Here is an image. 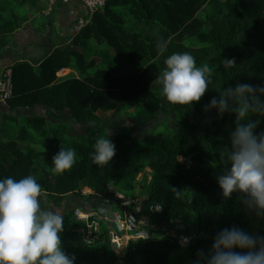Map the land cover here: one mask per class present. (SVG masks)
<instances>
[{"label":"trees","instance_id":"16d2710c","mask_svg":"<svg viewBox=\"0 0 264 264\" xmlns=\"http://www.w3.org/2000/svg\"><path fill=\"white\" fill-rule=\"evenodd\" d=\"M207 1H109L106 8L95 13L91 22L74 39L73 43L83 46L87 50L86 54H80L69 46L62 47L38 69L28 63L12 67L14 91L9 102L10 108L35 111L42 107L66 112L74 125H85L91 115L100 109L114 111L122 104L142 106L149 115L155 116L160 112L161 105L159 95L152 86L162 73L164 59L168 55L176 50L180 51L181 44L194 37L203 44L224 49H229L231 41L235 39L234 36L226 35L227 26L207 30L205 23L197 17ZM21 3L27 4V0H22ZM211 3L220 4L223 10L251 29L264 25V0H228L222 3L211 0ZM124 8L130 9V15L164 28L172 35V41L167 43L166 39L160 38L148 41L132 34L125 26V14L115 12V9ZM217 18L218 16L211 17L213 25H216ZM7 25V32L17 28ZM104 47L115 52V55L109 50L103 53L108 59V65L114 70L107 68L89 74L85 69V59L95 52H103ZM234 47L236 52L227 59H234L235 67L225 69L222 65L218 70L210 68L213 84L223 88L235 87L237 83L264 86V49L256 51L248 42L236 43ZM65 68L78 70L82 77L58 82L57 74ZM214 85L209 87L199 102L191 105L173 104L176 110L183 108L186 111L183 117L188 122L181 124V131L186 132L190 127L196 128L203 124L207 137L204 142L187 132L185 135L175 134L173 138L155 146L141 148L132 131L119 132L118 140L114 141L116 155L103 168L92 163L90 153L95 142L89 136L86 139L64 137L70 124L46 129L44 119H39L35 114L26 117L25 123L20 125L2 122L0 178L12 176L20 179L33 175L44 190V199L60 204L70 195H77L85 180L97 179L118 171H128L130 174L136 161L145 160L156 170L146 204H169L163 213L164 219L174 221L176 226L194 221V225L203 232V236L193 246L197 259L201 250L205 254L209 252L216 234L226 227L236 226L251 235L264 236V216L248 209L240 192H234L225 198L217 182V177L225 172L218 151L230 147V135L236 127V116L230 112L220 116L216 109L205 110L213 97L219 98ZM7 118L15 120L11 116ZM252 119L259 121L255 133H264V116H254ZM29 127L31 131H39V136L45 141L46 137L50 139L45 145V152L26 151L19 147L20 142H38V137ZM63 146L85 149L84 159L77 161L63 175L40 166L45 155H48V161L52 163L53 156ZM179 158L184 160L182 164ZM172 189L180 191L181 196L176 198ZM77 205L80 206L79 210L88 213L83 203ZM64 221L61 240H76L82 244L78 253L72 254L76 257L75 264H116L113 252L103 247L91 250L82 243L77 233L80 224H69L66 219ZM172 248L174 246H169L167 242L158 244L151 241L138 248L131 257L137 260V264H170Z\"/></svg>","mask_w":264,"mask_h":264},{"label":"rangeland","instance_id":"374dc122","mask_svg":"<svg viewBox=\"0 0 264 264\" xmlns=\"http://www.w3.org/2000/svg\"><path fill=\"white\" fill-rule=\"evenodd\" d=\"M21 1L22 0H0V6L2 7H0V35L7 32L5 30L6 24H8L7 27H22L23 24L29 20L30 15L41 8L44 0H27V4H22ZM219 1L222 3L228 0ZM46 5L49 6L46 16L50 18L54 14L58 4L51 6L50 2L46 0ZM129 11V8L115 9L116 13L120 15L125 14V26L132 34L148 41L154 38L166 39L167 43L172 41V35L164 28L138 19L130 15L128 13ZM214 16H218L216 25L211 23V17ZM197 17L205 23L207 30H218V28L220 29L227 26L226 35H231L235 38L234 41H231L232 44L229 49L203 44L195 37L184 41L181 44L182 48H180V51L176 50V52H190L195 57L198 66H208L214 70L220 69L223 65V60L236 52L234 47L236 43L248 42L256 51L264 49V25L258 29H251L246 24H241L237 21L235 16L223 10L220 4L211 3V0L206 2ZM69 47L80 54L87 53V50L83 46L72 43ZM106 50L109 49L105 48L103 52H95L85 59V69L89 74H94L101 69H111L108 65V59L103 55ZM109 51L112 55H115L113 50ZM111 70H114V68ZM68 76L69 78L82 77L79 71L74 68H71ZM152 89L159 95L161 105L160 112L155 116L149 115L142 106L132 107L122 104L114 111L100 109L98 112L91 115L85 125H74L71 121V117L66 112H60L54 109L47 110L46 108L39 107L34 112L27 111L10 114L9 116L15 120L0 116V128L1 121L4 119L10 123L20 125L25 123L26 117L35 114L39 119H44L46 129L61 124H70L71 127L64 133L65 138L78 137L86 139L89 136L91 140L95 142L96 138L99 136H109L114 142L118 140L119 132L129 133V131H132L137 145L141 148L155 146L165 140L173 138L175 134L182 133L185 135L187 132L191 135H196L199 140L203 142L206 140L207 137L203 124L198 125L196 128L190 127L191 129L182 132L181 124L188 122L187 118L183 117L186 111L183 108H181V110H176L173 104L167 102L161 93L160 86L154 83ZM31 132L38 137V142H20L19 147L26 151L45 152V145L50 139L46 137L47 141H45V139L39 136V131ZM75 150L77 152V161H82L84 159L85 149ZM48 158V155H45L39 164L42 167L52 170L53 165L48 161ZM183 161V159L179 158L181 164ZM155 174V168L151 167L148 162L145 160L141 162L136 161L130 174L128 171H118L97 179L85 180L82 183L79 193L77 195H70L65 202L53 204L47 198L45 199V203L49 205L52 210L61 212L64 216V220L66 219L69 224L74 222L80 224L77 233L82 243L90 247L91 250L103 247L115 254L116 264H137V260L131 256L138 248H142L148 242L143 243L136 240L129 241L126 245L124 244L123 249L119 251L115 249L116 247L114 248L112 246L110 237L108 236L110 230L109 224H111L112 221L110 215L116 213L118 210L109 206H104L102 199L109 195L110 188H112L114 192L120 195L138 200L143 210L139 214V217L144 222V227L147 228V230H150L152 233L156 234V236H169L167 240L155 242L158 244L167 242L169 246H174L169 255L170 264H195L197 258L194 256L193 246L203 236V232L198 226L194 225V221L182 226H176L174 221H166L163 213L169 204L161 206V213H152L148 211L146 202L150 195V189ZM73 197H78L85 205L84 207L88 210L89 217H86L84 220L78 217L76 212L80 206L73 203ZM90 198H92L91 201L89 200ZM88 226H93L94 228L96 236V241L94 242L88 241ZM183 240L185 243H187L186 240H190L186 247L180 245V242ZM61 241L63 250L68 255L78 253L82 245L76 240Z\"/></svg>","mask_w":264,"mask_h":264},{"label":"clouds","instance_id":"9594fccd","mask_svg":"<svg viewBox=\"0 0 264 264\" xmlns=\"http://www.w3.org/2000/svg\"><path fill=\"white\" fill-rule=\"evenodd\" d=\"M222 63L225 69L236 65L234 59L227 58ZM164 65L154 83L171 104L199 102L214 85L210 67L198 66L190 52H173L164 59ZM214 87L219 98L213 97L205 110L236 116L230 147L218 151L225 172L217 182L225 198L240 192L245 206L264 216V133H255L259 121L252 119L264 116V86L237 83L235 87ZM115 155L116 145L109 136L96 138L90 153L93 164L103 168ZM76 162V150L63 146L52 158V171L63 175ZM172 191L176 198L181 196L180 191ZM64 223L63 214L45 203L36 177L0 178V264H75V255L63 250ZM198 257L195 264H264V236L226 227L216 234L209 252L201 250Z\"/></svg>","mask_w":264,"mask_h":264},{"label":"crops","instance_id":"0c3cea01","mask_svg":"<svg viewBox=\"0 0 264 264\" xmlns=\"http://www.w3.org/2000/svg\"><path fill=\"white\" fill-rule=\"evenodd\" d=\"M48 10L49 6L44 0L41 8L31 14L22 27L0 35V75L5 68H12L19 63H28L38 69L57 49L68 47L74 42L78 34L77 24L87 15L86 8L77 3L58 4L50 18L46 16ZM70 71V68L59 71L58 82L70 79ZM65 74L67 76H61ZM27 111L34 112L29 109L13 110L10 106L0 105V116L3 118ZM2 122L8 121L4 119ZM73 200L75 204L82 203L78 197H73Z\"/></svg>","mask_w":264,"mask_h":264},{"label":"built area","instance_id":"2783aa9c","mask_svg":"<svg viewBox=\"0 0 264 264\" xmlns=\"http://www.w3.org/2000/svg\"><path fill=\"white\" fill-rule=\"evenodd\" d=\"M52 5L62 4L70 5L77 3L87 10V15L79 20L77 24L78 34L91 22L92 16L97 12H102L109 1L111 0H48ZM64 70V69H63ZM62 71V70H61ZM60 71V72H61ZM14 85H13V71L12 68H5L0 75V105L9 107V102L13 97ZM104 206L117 209L116 213L110 215L111 224L108 236L110 237L112 246L117 250H122L123 245L129 241H141L143 243L149 241H163L169 239L168 235L156 236L150 230L144 227V222L140 219L139 214L143 211L141 204L134 198H128L124 195H120L114 192L110 188L109 195L102 199ZM148 211L152 213H161L162 207L160 205H149ZM76 214L82 220L89 217L86 212L77 210ZM86 214V215H84ZM85 217V218H82ZM88 241L94 242L95 231L93 226H88ZM187 243L190 240H186ZM187 243L180 242L183 247L187 246Z\"/></svg>","mask_w":264,"mask_h":264}]
</instances>
